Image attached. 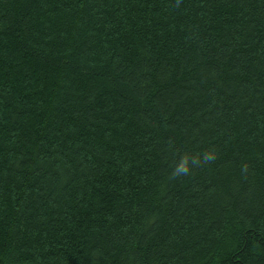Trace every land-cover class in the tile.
<instances>
[{"label": "trees", "instance_id": "obj_1", "mask_svg": "<svg viewBox=\"0 0 264 264\" xmlns=\"http://www.w3.org/2000/svg\"><path fill=\"white\" fill-rule=\"evenodd\" d=\"M0 264H264V0H0Z\"/></svg>", "mask_w": 264, "mask_h": 264}, {"label": "clouds", "instance_id": "obj_2", "mask_svg": "<svg viewBox=\"0 0 264 264\" xmlns=\"http://www.w3.org/2000/svg\"><path fill=\"white\" fill-rule=\"evenodd\" d=\"M214 159V155L209 152H204L199 156H188V155H180L173 166L171 175L173 177H183L187 175L190 170V163L191 165H199L203 163H208Z\"/></svg>", "mask_w": 264, "mask_h": 264}]
</instances>
